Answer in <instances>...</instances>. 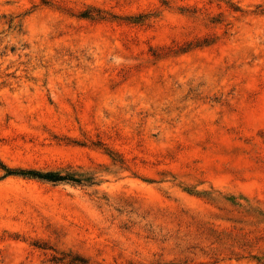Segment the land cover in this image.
Wrapping results in <instances>:
<instances>
[{"label": "rangeland", "instance_id": "rangeland-1", "mask_svg": "<svg viewBox=\"0 0 264 264\" xmlns=\"http://www.w3.org/2000/svg\"><path fill=\"white\" fill-rule=\"evenodd\" d=\"M0 264H264V0H0Z\"/></svg>", "mask_w": 264, "mask_h": 264}, {"label": "trees", "instance_id": "trees-1", "mask_svg": "<svg viewBox=\"0 0 264 264\" xmlns=\"http://www.w3.org/2000/svg\"><path fill=\"white\" fill-rule=\"evenodd\" d=\"M13 172L19 173V174L25 175V176L40 177V178L51 180V181H57V180L61 179L60 176H55V175L50 174V173H39L36 171H28V172L20 171V172H18V171L10 170L8 173L11 174Z\"/></svg>", "mask_w": 264, "mask_h": 264}]
</instances>
